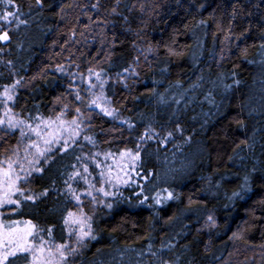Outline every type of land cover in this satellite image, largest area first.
Wrapping results in <instances>:
<instances>
[{"label": "trees", "instance_id": "16d2710c", "mask_svg": "<svg viewBox=\"0 0 264 264\" xmlns=\"http://www.w3.org/2000/svg\"><path fill=\"white\" fill-rule=\"evenodd\" d=\"M17 6L26 23L0 22V93L20 81L7 105L17 118L62 113L80 134L41 158L20 185L36 199L14 197L4 219L31 220L45 240L51 228L76 249L66 264H264V0H0V13ZM97 72L115 118L89 107ZM149 126L158 135L141 141ZM19 140L0 126V159ZM137 144L139 165L115 195H81L96 238L76 244L63 220L80 208L65 181L76 185L84 164L97 188L94 176Z\"/></svg>", "mask_w": 264, "mask_h": 264}, {"label": "snow or ice", "instance_id": "6c2138e0", "mask_svg": "<svg viewBox=\"0 0 264 264\" xmlns=\"http://www.w3.org/2000/svg\"><path fill=\"white\" fill-rule=\"evenodd\" d=\"M39 2V0H38ZM8 4H12V0H8ZM18 6L16 12L3 11L0 13V22L11 24L12 20L15 19L17 26L25 21L18 19ZM12 18V19H10ZM8 33L4 32L0 35V40H7ZM10 63V62H9ZM59 70H63L60 68ZM127 71V69L125 70ZM97 84L89 83V91L94 88L100 89V94H95L91 100L89 107L95 106L100 109L105 115L115 118L114 109L104 107V104L109 103L108 99L104 96V81L101 80V74L95 73ZM238 83V82H237ZM20 81H16L14 84L3 86V92L0 93V103L4 105V113L0 115V126H6L7 129H18L20 132V140L16 146L10 149V155H6L0 159V209L7 205H15L18 209L21 201L14 199V197H23L25 201H34L36 198L31 195H25V189L20 185L27 183L28 177L33 172H42L43 170L37 165L40 163L41 158H44L47 162V157L51 151V145L61 143L63 136L68 135L69 139L75 142V137L80 134V124L77 119L71 120L67 125L66 122L61 119V115L56 116L55 120L45 121L41 117H35L39 123L33 126L32 123L26 122L24 119H19L12 112L10 107L7 105L13 101V96L16 88L19 86ZM76 99L80 100L79 93L76 94ZM103 102V103H101ZM80 108L76 109V112L80 113ZM59 121L57 127H53L56 122ZM43 125V127H41ZM131 127V125H129ZM158 135L154 129L149 126L146 129L143 136L140 137L141 141L145 139H152ZM172 133H168V137H171ZM35 137V138H33ZM166 137L164 142L167 141ZM86 140L91 141V137H85ZM27 140V143L24 141ZM65 145L64 151H67L68 140H63ZM140 145L137 144V149L133 152L131 149H127L120 152L121 159H127L128 163H116L113 160V165H106V171L102 170L99 173V177L103 184H107L110 187L117 188L120 184H127L128 179L124 177L129 176V172L125 171L128 168L132 171L139 165L140 156ZM112 153H106V159L112 157ZM79 160L80 158L77 157ZM97 168L101 167L100 163H97ZM119 171L116 174L113 173V168ZM123 173V175H121ZM90 175L88 167H83V175L80 171L73 172L69 176V180L76 178L84 179L88 186V191L77 195L76 191L72 188L71 183L65 181L67 185V191L72 195V198L76 201L77 207L80 208L79 214L72 211H68L64 217L63 223L68 229V235L71 238L75 237L76 244H82L86 238L95 239L93 235V229L91 224V217L88 216L82 208L81 195H85L91 198L92 202L98 203L96 195H93V189L97 193H102L104 197H110L115 195L114 192L106 191L104 187L98 189L95 185L89 183L87 176ZM139 175V173H137ZM41 196L47 195V190L40 194ZM137 195H140L139 193ZM240 193L234 192L233 196H239ZM168 199L172 198V193H168ZM148 199L147 196L140 201L143 204ZM156 203H160L159 194L153 197ZM108 208H112V204L106 205ZM209 221H212V217H208ZM40 229L37 228L31 220L19 221V220H5L4 213L0 212V264H5L9 261V257H16L17 254L23 253L31 257L30 264H66L68 255L74 254L76 249L71 247L68 243H55L52 239V229L47 230L49 240H45L41 235Z\"/></svg>", "mask_w": 264, "mask_h": 264}, {"label": "rangeland", "instance_id": "374dc122", "mask_svg": "<svg viewBox=\"0 0 264 264\" xmlns=\"http://www.w3.org/2000/svg\"><path fill=\"white\" fill-rule=\"evenodd\" d=\"M107 108V107H106ZM63 121H65L66 122V125L69 123L68 121H66V120H64L63 118H61ZM47 120H49V119H45V121H47ZM51 120H55V119H51ZM37 123H39V122H37ZM37 123H35V124H37ZM35 124L33 123V126H35ZM59 125V121H57L56 122V124L55 125H53V127L55 128V127H57ZM41 127H43V125H41ZM33 138H35V137H33ZM75 139H76V137H75ZM63 140H68V145L69 144H72L73 143V141L71 140V139H69V137H68V135L67 134H65L64 136H63ZM63 140H62V142L61 143H56V144H53V145H51V150L52 149H54V148H56V147H58L59 145H63V146H65L64 145V143H63ZM25 143H27V140H25ZM121 158V157H120ZM119 158V159H120ZM121 160V162L120 163H122V164H127L128 163V161H127V159L125 158V159H120ZM85 165L84 164H80L79 166H77V169L75 170V171H80L81 172V174L83 173V167H84ZM101 168V167H100ZM107 169H105V171H106ZM117 171H119L118 169H113V173L114 174H116V172ZM125 171H128L129 172V174H130V170L128 169V168H125ZM83 175V174H82ZM121 175H123V173H121ZM129 177V176H128ZM128 177H124V178H126V179H128ZM94 178H96V180L99 178V175L98 176H94ZM75 180V182H76V185H72V187L73 188H80V190H82V193H84V192H86V191H88L89 189H88V187H85L83 184L85 183V181H84V179H78V178H76V179H74ZM121 185V184H120ZM100 187H104L105 188V190L106 191H109V192H111L110 190V188H112V187H110L109 185H107V184H103L102 183V181H101V179L99 178V185H97V188L96 189H98V188H100ZM86 189V190H85ZM79 190V191H80ZM93 193H96V191L94 190L93 191ZM77 195H79L78 193H77ZM97 195H102L103 196V194L102 193H98ZM11 205H7V206H5V207H10ZM4 207V208H5ZM4 208H2V209H0V212H2V213H4L5 214V212H3V209ZM83 208V207H82ZM83 211L86 213V211L83 209ZM6 212H8V211H6ZM79 212H80V210H77L76 212H74V213H77V214H79ZM87 214V213H86ZM20 221V220H19Z\"/></svg>", "mask_w": 264, "mask_h": 264}]
</instances>
